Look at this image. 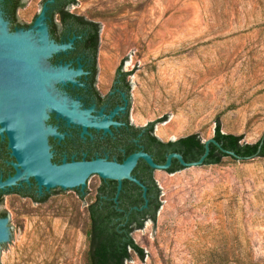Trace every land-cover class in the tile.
<instances>
[{
  "label": "rangeland",
  "instance_id": "374dc122",
  "mask_svg": "<svg viewBox=\"0 0 264 264\" xmlns=\"http://www.w3.org/2000/svg\"><path fill=\"white\" fill-rule=\"evenodd\" d=\"M42 1L24 0L20 21L38 16ZM70 10L100 25L102 91L121 64L131 72L135 126L166 118L155 128L161 140L196 133L206 141L219 117L224 132L245 142L263 134L264 0H78ZM155 177L163 202L157 222L133 235L146 257L126 264L264 260V158L157 170ZM98 182L83 198L53 192L43 203L6 189L0 213H7L13 243L0 248V264H85L88 204Z\"/></svg>",
  "mask_w": 264,
  "mask_h": 264
},
{
  "label": "water",
  "instance_id": "95a60500",
  "mask_svg": "<svg viewBox=\"0 0 264 264\" xmlns=\"http://www.w3.org/2000/svg\"><path fill=\"white\" fill-rule=\"evenodd\" d=\"M55 0L45 1L42 11L34 24L28 29L9 32L5 22L0 20V136L7 138L15 173L5 180L0 178V191L13 188L34 178L39 191L55 190L58 194H75V189H88L99 175L103 179L119 182L128 179L136 182L144 190L146 187L134 176L132 171L140 158L153 169L166 171L174 158L185 167L203 165L209 154V144L205 141V153L195 162H186L183 156L173 152L168 154L164 164H158L146 152L130 155L123 163L105 159L82 160L54 164L48 135L55 133L45 126L48 112H55L70 123L83 127L84 133L89 126L106 127L107 121H93L90 110H80L76 101L70 102L55 92L54 84L71 79L73 72L68 64L52 66L49 59L70 44H58L51 39L47 12ZM125 101L127 98L123 94ZM235 155L233 152H229ZM99 178V177H98ZM61 188V189H59ZM9 218L0 217V248L5 243H13V230L8 226Z\"/></svg>",
  "mask_w": 264,
  "mask_h": 264
},
{
  "label": "trees",
  "instance_id": "16d2710c",
  "mask_svg": "<svg viewBox=\"0 0 264 264\" xmlns=\"http://www.w3.org/2000/svg\"><path fill=\"white\" fill-rule=\"evenodd\" d=\"M78 0H55L51 10L50 25L53 31L63 33L69 28L76 29L83 34L82 42L90 41L93 45L95 64L97 62L100 25L84 16L73 13L69 7L75 5ZM60 15V21H56V15ZM122 64L118 70L121 71ZM97 72V66H95ZM131 72L123 71V79ZM123 91L127 100L130 99V85L123 83ZM166 121L161 118L149 122L142 127L131 126L136 133H142V148L154 157L155 162L164 164L170 153L176 152L183 156L186 162L198 161L205 153V141L199 134H190L176 140L163 141L155 135L157 124ZM129 124V118L127 117ZM213 139L218 143L209 144V154L204 159L203 165H219L224 159L231 158L236 161H247L255 158H264V132L261 137L252 143L245 142L243 135L226 133L222 129L220 118L216 119L215 134ZM132 151H129V154ZM233 152L235 155H231ZM185 169L174 158L170 168L166 172L173 174ZM137 171H140L139 174ZM154 169L142 160L134 174L146 187V196L143 188L136 182L124 179L119 188L116 180L103 179L97 187L95 197L88 204L89 226L87 229L88 248L85 253V264H126L137 256L144 260L146 252L134 238V232L142 230L147 222L156 224L158 212L162 207L161 188L154 177ZM82 198L88 194V190L75 189ZM50 194L43 198L34 197V201L43 203L48 200ZM3 197L0 196V205ZM7 213H0V217H6ZM254 264H264V260Z\"/></svg>",
  "mask_w": 264,
  "mask_h": 264
},
{
  "label": "flooded vegetation",
  "instance_id": "af4514ba",
  "mask_svg": "<svg viewBox=\"0 0 264 264\" xmlns=\"http://www.w3.org/2000/svg\"><path fill=\"white\" fill-rule=\"evenodd\" d=\"M45 1L47 0L42 1V8ZM23 8L24 0H0V20L6 23L9 32H15L18 29L27 30L33 25L37 16H34L30 23L20 21L19 12ZM51 10L52 6L47 12L51 39L58 44L70 45L65 51L54 54L49 59V63L52 66L68 64V70L73 72L71 77L73 81L54 84L55 92L59 93L61 97H67L70 102L76 101L78 109L90 110L89 116L91 120L97 122L107 121L106 127L89 126L84 133L82 126L68 122L55 112H48L49 117L45 120V126L46 128L50 126L51 130L55 131V133L48 135V143L52 153L51 161L57 165L63 162L90 161L94 159L123 163L125 159L134 153L146 152L142 148V133H136L131 129V126L135 125L130 120L129 124L127 123L129 105L123 96L125 93L123 91V83L127 82L126 79H123V69L121 71L116 70L110 87L107 91H102L99 85L98 63L96 62L95 64L94 62L95 56L92 43L90 41L82 42L84 33L80 34L76 29L69 28L64 33L62 31L55 33L49 21ZM59 18L60 15L57 14V22L60 21ZM95 66H97V72L95 71ZM129 151L132 152L129 154ZM10 153L7 138L0 136V178L2 177L4 180L15 173L14 167L10 164L14 160ZM152 158L154 159L153 156ZM142 160L144 159L140 158L138 160L132 171V176L135 178L136 174L134 172ZM156 171L154 169V177ZM139 172L137 171L138 174ZM97 176L99 177V182L95 186L94 197L102 180L99 175ZM116 183L117 185L119 184L117 180ZM54 191L43 189L41 193L35 179L31 177L30 184L24 182L21 185L10 188L8 192L34 200V197L43 198L48 194L51 196ZM5 194V190L0 191V196L3 199Z\"/></svg>",
  "mask_w": 264,
  "mask_h": 264
}]
</instances>
